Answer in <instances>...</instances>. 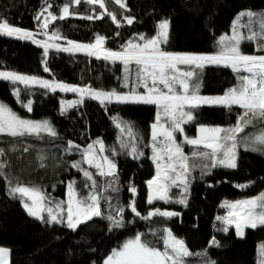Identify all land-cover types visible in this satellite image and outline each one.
<instances>
[{"label":"trees","instance_id":"obj_1","mask_svg":"<svg viewBox=\"0 0 264 264\" xmlns=\"http://www.w3.org/2000/svg\"><path fill=\"white\" fill-rule=\"evenodd\" d=\"M53 4L52 11L58 14L59 6L65 0H48ZM127 8L121 9L114 0H107L109 10L117 14L121 27H117L105 16L101 20H85L69 17L55 22L63 36L78 42H92L96 34L107 38L106 47L117 50L134 35L144 33L151 37L155 34L156 24L162 19L170 21V37L162 47L172 52L211 53L216 50L215 41L221 34L229 33L233 19L243 10L264 11V0H126ZM45 5V0H0V19L24 29L36 30L37 22L33 19ZM92 6H77L81 14H91ZM96 10L100 11L96 6ZM122 13V15H121ZM123 16L135 17L131 25L124 23ZM247 23V18H243ZM119 33V35H116ZM43 39V36H37ZM64 43V41H58ZM242 51L257 54L253 42L242 43ZM43 49L30 41L7 36H0V69H7L35 75L48 80L62 81L72 85H91L105 90H125L121 76L123 66L102 59L87 56L83 52L75 54L50 50L47 67L42 63ZM236 84L235 74L230 68L207 66L202 74V95H217ZM22 89L24 101H33L31 112L27 111L12 95V86L7 81H0V101L8 104L21 117L39 120L48 119L55 127L58 136L55 138L43 135V138H13L0 135V148L5 155L0 161L7 160L4 169L13 183L19 177L26 184L41 186L50 196L56 199L65 198V188L70 180L77 184L84 194L83 176L73 161L81 160L78 151L67 153L64 149L69 140L83 148L101 138L109 149L115 148V157L119 169V200L127 205L132 199L128 191L132 183L137 188V208L146 214L151 208H161L180 213L179 216L165 220L154 218V223L134 217L130 210L125 211V220H132L125 228L109 231L108 221L95 218L73 232L61 225H46L30 217L19 199L11 198L7 191L5 177H0V246L10 250L9 264H102L112 248L119 246L128 236L136 232L148 233L150 227L170 228L173 233L186 241L192 252H199L208 247L211 237L220 241L221 247L208 249V255L217 264H257L258 245L264 244V226L246 229L243 238L237 237L234 227L228 233L216 231L221 224L215 221L217 215H224L220 207L223 200H236L258 195L264 191V153L238 149V167L236 169L214 168L210 175L201 179L198 171L191 177L188 205L176 203L146 202V181L154 174V165L149 158L150 125L155 119L156 108L142 104H110L106 107L99 102L85 99L82 105L69 109L61 115L60 101L63 96H74L71 92H48L34 86L31 90ZM240 109L233 106L229 111L224 107L202 106L194 111L196 121L185 125L186 133L194 136L197 123L228 127L235 124ZM118 116L133 123L134 130L143 137L139 147L144 152L139 160L121 153L112 117ZM252 132L249 126L245 130ZM29 151L25 152L24 148ZM46 159L45 167H39V155ZM105 154L111 155L110 152ZM84 167H88L84 165ZM93 171V169H90ZM103 183L105 178L97 177ZM249 182H251L249 184ZM249 184L247 188L236 185ZM211 185V187L209 186ZM109 195L115 196L114 193ZM215 223V228H214ZM149 240L154 237L149 233ZM162 247V243L157 244ZM190 264L202 257L188 258Z\"/></svg>","mask_w":264,"mask_h":264},{"label":"snow or ice","instance_id":"obj_2","mask_svg":"<svg viewBox=\"0 0 264 264\" xmlns=\"http://www.w3.org/2000/svg\"><path fill=\"white\" fill-rule=\"evenodd\" d=\"M114 3L121 9L127 8L126 0H114ZM82 4L92 6L91 14L85 15L77 11V6ZM96 6L100 11L96 10ZM52 8L53 4L45 0V5L33 17L37 22L36 30L14 26L7 19H0V36L30 41L42 48L45 72L50 71L47 67L50 50L71 54L83 52L97 60L119 62L123 66L120 78L122 87L127 91L71 85L12 70H0V81L10 83L17 103L29 112L33 110V101L23 100L22 89L18 85H23L29 91L32 87L39 86L48 92L75 93L76 99L61 100V115L82 105L86 98L95 100L104 107L110 104L155 106V119L150 125L146 145L151 149L149 158L155 168L154 175L145 182L148 189L146 202L149 205L163 201L187 207L191 175L196 168L200 169L203 179L214 168L236 169L239 147L264 153V11H241L233 19L229 33L217 37L214 52L193 53L172 52L162 47L170 37L168 19L157 22L155 34L151 37L139 33L120 45L119 49L113 50L106 47L107 38L103 35L96 34L92 42H78L63 36L60 29L54 26L55 22L69 17L92 21L107 16L117 27H121L117 14L109 10L107 0H65L59 6L58 14ZM245 17L247 23L242 22ZM134 20L135 17L123 16L124 23L128 25ZM37 36L44 38L37 39ZM62 40L64 43L58 42ZM245 41L255 44L257 54L242 51V43ZM207 66L230 68L235 74L236 84L226 89L222 95H202V74ZM202 106L224 107L229 111L236 106L241 111L233 125L222 127L197 123L196 135L188 136L184 126L196 121L194 111ZM112 120L119 130L117 142L121 153L127 150L128 156L139 160L144 156L139 147L143 137L134 130L132 122L118 116H113ZM249 126L254 131L246 133ZM0 135L41 139L43 135L55 138L58 133L49 120L21 117L8 104L0 101ZM185 145L191 146L190 153L185 152ZM24 151H29V148L25 147ZM64 151L80 152L81 160L73 161L71 167L82 173L87 194L81 191L75 180L68 181L64 199H56L41 186L26 184L19 177L13 183L12 178L4 171L7 160L0 161V177L6 178L8 195L19 199L30 217L46 225H61L75 232L95 218L107 220L109 231L125 228L133 223L132 220H125L126 209L134 217L150 223H154V218L157 217L167 220L180 215L175 211L155 207L142 214L137 208V188L132 183L128 187L132 199L127 205L121 203L119 169L115 160L120 153L115 148L109 149L101 138L84 148L69 140ZM107 152L111 155L105 154ZM4 155L5 150L0 148V156ZM38 158L41 161L39 167H45L43 161L46 157L41 154ZM90 169H95V172ZM97 177L105 178L103 183L98 182ZM249 184H239L236 187L243 189L249 187ZM173 189H179V193L174 195ZM220 207L225 209V214L215 217V221L221 224L216 231L228 233L230 227H234L236 236L243 238L246 229L264 226V191L244 199L224 200ZM213 226L215 228V223ZM149 233L154 239L147 238ZM158 242L162 243V247L157 246ZM213 247H221L215 236L210 238L208 247L194 253L186 241L177 237L170 228L150 227L148 233L136 232L134 236L112 248L102 264H190L188 258L194 256L203 258L199 264H217L208 255V249ZM9 255L8 248L0 247V264H9ZM257 264H264V244L258 245Z\"/></svg>","mask_w":264,"mask_h":264},{"label":"rangeland","instance_id":"obj_3","mask_svg":"<svg viewBox=\"0 0 264 264\" xmlns=\"http://www.w3.org/2000/svg\"><path fill=\"white\" fill-rule=\"evenodd\" d=\"M37 39H40L39 37H37ZM0 70H7V69H0ZM22 74H24V73H22ZM28 75V74H27ZM41 78V77H40ZM43 79H45V78H43ZM68 84V83H67ZM72 85V84H71ZM39 87V86H38ZM123 91H127V89H125V90H123ZM65 93V92H64ZM75 94V93H74ZM223 94V93H222ZM222 94H217V95H222ZM77 98V95L75 94L74 96H67V95H65V96H63L62 97V99L61 100H73V99H76ZM61 102V101H60ZM39 120H45V119H39ZM48 120V119H47ZM185 131H186V129H185ZM250 132V131H249ZM247 133V132H246ZM187 134V133H186ZM188 135V134H187ZM196 135V134H195ZM194 135V136H195ZM188 136H191V135H188ZM194 136H191V137H194ZM179 139H182V137H178ZM88 145V144H87ZM86 145V146H87ZM86 146H84V147H86ZM83 147V148H84ZM184 148H185V152L186 153H190V151H191V146H189V145H185L184 146ZM238 149H244V150H246L244 147H239ZM237 149V150H238ZM151 149L149 148V157L151 156ZM151 160V159H150ZM94 170V172H95V169H93ZM195 171H198V175H201V171H200V169L199 168H196L195 170H194V172ZM154 172H155V169H154ZM193 174L194 173H192V175H191V177H192V179L194 178V176H193ZM154 175V174H153ZM152 175V176H153ZM151 179V178H150ZM66 191H67V185H66V188H65V195H66ZM172 192H173V194L174 195H176V194H178L179 193V189H173L172 190ZM147 194H148V190H147ZM146 199H147V197H146ZM239 199H244V198H239ZM236 200H238V199H236ZM224 201V200H223ZM233 201H235V200H233ZM225 214V213H224ZM132 236H134V235H131V236H128L127 238H130V237H132ZM127 238H125L124 240H126ZM123 240V241H124ZM122 241V242H123ZM0 247H4V246H0ZM6 248V247H5ZM200 261H202L201 259H199V260H197L196 261V263L197 264H199V262Z\"/></svg>","mask_w":264,"mask_h":264}]
</instances>
